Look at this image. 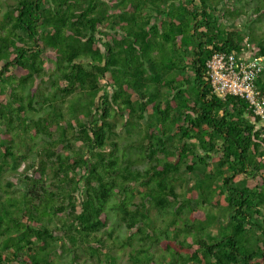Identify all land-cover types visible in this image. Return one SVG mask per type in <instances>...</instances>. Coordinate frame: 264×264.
<instances>
[{
	"label": "trees",
	"instance_id": "16d2710c",
	"mask_svg": "<svg viewBox=\"0 0 264 264\" xmlns=\"http://www.w3.org/2000/svg\"><path fill=\"white\" fill-rule=\"evenodd\" d=\"M241 1L0 0V264H58L59 247L113 264L112 245L127 264H264V121L205 68L246 43L264 54V0L252 19ZM29 154L13 190L2 171Z\"/></svg>",
	"mask_w": 264,
	"mask_h": 264
},
{
	"label": "built area",
	"instance_id": "2783aa9c",
	"mask_svg": "<svg viewBox=\"0 0 264 264\" xmlns=\"http://www.w3.org/2000/svg\"><path fill=\"white\" fill-rule=\"evenodd\" d=\"M205 68L217 97L224 99L233 95L242 98L252 115L264 121V93L257 83L264 72V54L258 53V49L253 51L246 43L239 53L215 52ZM261 135L264 137V128Z\"/></svg>",
	"mask_w": 264,
	"mask_h": 264
},
{
	"label": "rangeland",
	"instance_id": "374dc122",
	"mask_svg": "<svg viewBox=\"0 0 264 264\" xmlns=\"http://www.w3.org/2000/svg\"><path fill=\"white\" fill-rule=\"evenodd\" d=\"M246 9H247V12L249 11L247 17H249V19L250 18L251 19L254 18L255 15L251 12L253 10V8L248 7ZM0 15H1V13H0ZM247 17L242 16L239 21L243 25H245V22H246ZM254 20H255L254 21L255 22V27L256 26L257 27H261L262 26V25H259L258 24V22H262V21H257L256 18ZM44 67H45V69L47 71H50V70L55 69V65H54L53 60L52 59L47 60L45 62V64H44ZM47 78H48L47 76H44L45 83L47 85H49ZM42 87H43V84H42ZM48 90L49 89L47 88L46 91H48ZM71 97H72V95L69 96V98H71ZM63 108H64L65 116H67L68 118H71V115L69 114L70 112L67 111V103H65L63 105ZM116 131L118 132V134H119L120 137L128 136L129 133L131 132V130H129L127 128H122V127H117L116 128ZM34 141L37 142V144L42 143V140L41 139H36ZM29 142H30V144L34 143L33 140H31V139H29ZM72 144H73L74 150H78L80 148V142H73ZM26 146L25 147H21L20 146V149H21L22 152H25V151L28 150L29 146H27V147ZM105 149H106V152H109L111 150V147L108 146ZM81 151L84 153V152H86V149L85 148H81ZM32 160H34L35 162H37L38 161V156L36 154H29L28 159L26 161L22 162L19 165V167L16 169L15 172L11 171L8 167H5V169L2 171V174H1V178H2L3 182L6 181V180L14 179V180H16V183L13 186V190L17 189V190H20V191L22 190V192H24V188L26 186V183L23 182V178L22 177H23V174H25L27 172H30L29 171L30 170V166H31V163L30 162ZM50 174L52 175V173H50ZM51 179L52 178L48 179V183H49V180H51ZM188 180H190V175H187L186 176V182H184L183 185L180 186V187H178L177 189L178 190L181 189L183 191L185 189H187V188L190 189L191 188V185H192V180L190 182H188ZM48 185H49L48 187H50V189H54V187L52 186V184H48ZM21 196L22 197H21V199L19 201L22 204V198H23L22 193H21ZM64 204H67V200H65ZM0 210L2 211L1 208H0ZM63 215H65V213ZM218 216H220V215L218 214ZM113 221L114 220H112V219L110 220V222H109V226L110 227H112ZM157 221H158L159 224H160V222H161V224H163L162 223V218L158 217L157 218ZM221 222H224V219L221 218V217H219L218 219H216V221L211 226L208 227L207 230H209L211 234H214V235L217 234V232L219 231V226H220V223ZM116 230L117 231H115V233L118 234V236L122 240L125 241L127 239L128 235L132 234V232L135 231V228L133 229V231H127L124 226H119V227H117ZM57 250L58 251L56 253H59V255H57V256L55 255V258H56V261L58 262V264H71L72 263V254L70 252L63 251L60 247ZM130 250H131V248H129V247H126V248L123 247V248H121L120 246L112 245L111 246L110 255L113 256V259H112L113 264H127V263H129V252H130ZM152 251L155 254H160L162 252L161 246L160 245L154 246L152 248ZM100 258H101V263L105 264L106 263V257L104 255H101ZM147 260H148V254L146 252H142L140 254V256H139V262L142 263V262H146ZM168 261H169V259H168ZM168 261L164 259V263L163 264H174V262L171 263V262H168Z\"/></svg>",
	"mask_w": 264,
	"mask_h": 264
},
{
	"label": "crops",
	"instance_id": "0c3cea01",
	"mask_svg": "<svg viewBox=\"0 0 264 264\" xmlns=\"http://www.w3.org/2000/svg\"><path fill=\"white\" fill-rule=\"evenodd\" d=\"M256 1H253V0H242L241 2H235L234 4H236V6H241V5H244L245 7H250V8H256L257 5H256ZM226 22H228V19L226 20ZM230 23V21H229ZM259 25H262L261 27H257L256 26V30L258 33H261L264 31V24L263 22H258ZM257 25V24H256ZM246 45V44H245ZM253 51L256 50L257 51V47L256 46H249ZM264 79V76L263 78L261 79L260 78V82H262V80Z\"/></svg>",
	"mask_w": 264,
	"mask_h": 264
},
{
	"label": "clouds",
	"instance_id": "9594fccd",
	"mask_svg": "<svg viewBox=\"0 0 264 264\" xmlns=\"http://www.w3.org/2000/svg\"><path fill=\"white\" fill-rule=\"evenodd\" d=\"M245 42H246V40H245Z\"/></svg>",
	"mask_w": 264,
	"mask_h": 264
}]
</instances>
